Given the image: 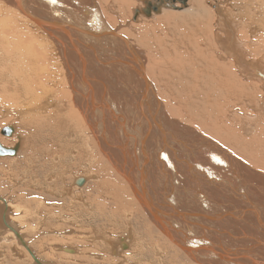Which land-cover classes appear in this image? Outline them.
<instances>
[{
  "label": "bare ground",
  "instance_id": "6f19581e",
  "mask_svg": "<svg viewBox=\"0 0 264 264\" xmlns=\"http://www.w3.org/2000/svg\"><path fill=\"white\" fill-rule=\"evenodd\" d=\"M222 4L212 10L204 0H0V119L18 123L8 125L15 130L11 139L19 129L29 137L24 158L19 160V148L16 156L0 159L19 158L11 171L13 192L33 183L43 185L34 192L64 200L52 204L44 192L29 198L28 208L38 202V218H28V231L20 232L28 208L15 201L25 195L15 192L11 202L0 196V245L12 249V257L37 264L31 252L40 264H54L42 257L66 250L78 256L79 249L64 247L74 244V238L65 239L74 234L52 228L68 202L89 228L121 220L139 226L147 219L139 227L147 247L157 257L163 248L175 251L170 264L179 257L183 264H264V95L257 97L264 91V64L241 40L246 33L264 40V0ZM88 30L97 36L115 32L138 59L126 58L131 50L113 37L111 44L103 38L95 44ZM53 177L61 180L60 191L52 188ZM153 218L163 226L177 221V229L167 232L191 251L172 243ZM28 232L46 239L37 248L41 259L28 244ZM133 235L128 229L101 242L120 259L123 247L130 250L137 242ZM59 238L63 247L56 245ZM43 242L53 245L47 253ZM81 255L71 261H85ZM4 257L0 250L1 263Z\"/></svg>",
  "mask_w": 264,
  "mask_h": 264
},
{
  "label": "rangeland",
  "instance_id": "374dc122",
  "mask_svg": "<svg viewBox=\"0 0 264 264\" xmlns=\"http://www.w3.org/2000/svg\"><path fill=\"white\" fill-rule=\"evenodd\" d=\"M213 1V2H212ZM220 2H222L223 3V0H219ZM208 2V3H207ZM224 2H225V0H224ZM222 3H218V1L217 2H215L214 0H204V8L205 9H212V10H215V9H217L219 6L221 7H224L223 5L224 4H222ZM230 3V2H229ZM188 5H190V3L188 4ZM188 5H186V7L184 8V10L186 9H188L189 8V6ZM176 6L177 7H181V5H178V4H176ZM209 6V7H208ZM212 6V7H211ZM217 6V7H216ZM221 7V8H222ZM166 11H169V12H173V13H179V12H177V11H179V10H174V9H165ZM161 12V11H160ZM161 13H158L157 15H160ZM233 14L234 15H238L236 12H233ZM245 24V23H244ZM190 26H191V28H192V30L194 31V32H196L198 29L196 28V25L195 24H190ZM245 26H246V24H245ZM116 28L118 29V30H122L121 29V27L119 26H116ZM246 29H248V28H246V27H242V31L243 32H245V30ZM264 34V26H261V27H259V35H263ZM134 36V37H133ZM133 39L135 40V37L137 36V35H135V34H133ZM248 38H247V37ZM244 37V38H243ZM250 37H253V36H250V34H248V33H246V34H242V39L241 40H247L244 44H243V47L246 45V46H251L252 48L254 47V49L252 50L253 52H255V53H257V56H254V58H253V56H251L254 60H259V61H261L263 64H264V59L262 60V58L264 57V55H263V53H261V50H264V40H259V38L258 37H256V38H258V39H256V38H254L255 39V41L254 40H252V38L250 39ZM246 38V39H245ZM197 39V38H196ZM199 40V39H198ZM256 40H259V41H256ZM248 41H254V42H252L251 44L248 42ZM194 44H196L194 47L196 48L197 47V44H199L198 43V41H196V43L194 42ZM260 45V46H259ZM199 46V45H198ZM258 47V48H257ZM258 55H262L261 57L259 56L258 57ZM257 58V59H256ZM261 92H258L259 94H257V97L258 98H260L262 95H264L263 93H264V91H262V90H260ZM263 92V93H262ZM259 100V99H258ZM249 102V101H248ZM251 113V112H250ZM5 122V123H4ZM9 121H3V120H1L0 119V131L1 130H3V128H5V126H6V124H7V126L8 125H13L14 124V126L15 125H17L16 127H18V123L17 122H15V121H12V122H9ZM15 122V123H14ZM19 128V127H18ZM17 132H18V130H17ZM16 132V134H17V137L15 138V139H11V137H6V136H3V135H0V143H4V144H6L7 143V141H9V143L12 145V146H16V145H19L20 146V151H21V153L19 152V158H17V160L19 159V160H21V158H24V152L22 153V150L24 151V148L26 147V145H27V141H28V139H29V137L25 140V135H24V133L19 129V132L17 133ZM0 134H1V132H0ZM19 137H23V141L22 140H20V138ZM25 137V138H24ZM13 138V137H12ZM25 141V142H24ZM7 145V144H6ZM222 145V144H221ZM9 157V156H8ZM18 157V156H17ZM17 160L16 161H9V160H2V159H0V191H2V192H4V190H5V194L3 193V194H0V196L1 197H4V198H7V200H9L10 202H11V198H13V196L12 195H14V193L15 192H18V191H20V192H18V194H23V195H25V199L23 200V201H19L18 200V202L17 201H15L16 202V205L17 206H21L22 208H28V206H26V205H29V201L32 199V198H36V199H38L42 194H43V192H44V195H46V196H44V195H42L41 197H43L44 196V198L46 199V200H48L47 202H50V203H52V204H54V203H57V205L58 206H60V205H62L63 204V202H64V200L63 199H61L60 197H58L57 196V199L56 198H49L48 196H47V192L45 191V190H42L41 192H38L37 193V190H36V192H34L35 191V189H36V187H40L39 189H41L42 188V186L43 185H34L33 183H26L25 185L24 184H20L19 185V187L18 188H20V189H18L17 188V190H15V192H13V185H11L12 184V179L14 178V175H13V172L11 173V171H14V170H12V169H14L13 167H14V165H15V163L17 162ZM18 160V161H19ZM23 160V159H22ZM5 161V162H4ZM10 162H11V164H10ZM13 162H14V164H13ZM9 165V166H8ZM12 165V166H11ZM4 170V171H3ZM7 170V171H6ZM3 171V172H2ZM24 171H25V169H22V170H20L19 171V177H20V179L24 176L23 174H24ZM5 172V173H4ZM10 175H9V174ZM55 173H57V172H55ZM6 174V175H5ZM17 174H18V172H17ZM46 174V172L45 173H43L42 174V177L44 176ZM22 175V176H21ZM3 176V177H2ZM10 178H9V177ZM11 176H13V177H11ZM117 176V175H116ZM8 177V178H7ZM54 177H55V175H54ZM54 177H53V182H51V184L52 183H55V181H54ZM118 177V176H117ZM3 178H5L4 180H2ZM8 180V181H7ZM10 180V181H9ZM5 181V182H4ZM8 182V183H7ZM18 183H20V182H18ZM9 184H10V186H9ZM93 184H95V183H88V188H90V189H92V191H93ZM23 185L25 186V187H23ZM58 185V186H57ZM53 187V189L56 187V190H58V191H60L61 189H62V184H61V180H59L58 179V181L55 183V184H53L52 185ZM55 186V187H54ZM90 186V187H89ZM11 187H12V189H11ZM8 190H7V189ZM31 188V189H30ZM26 189V190H25ZM24 190V191H23ZM91 191V190H90ZM26 192L28 193V194H26ZM30 192V193H29ZM12 193V194H11ZM36 193V194H35ZM29 194H32V195H29ZM35 194V195H34ZM41 194V195H40ZM17 195V194H16ZM15 195V196H16ZM35 197H34V196ZM27 196H29V197H27ZM10 198V199H9ZM29 198H30V200H29ZM29 200V201H28ZM55 201V202H54ZM35 202V203H34ZM46 202V203H47ZM40 203V202H39ZM68 204V206H67V204ZM65 204H64V206H65V212L63 211L62 213L64 214L63 215V219H61L60 220V222H59V220L58 221H53V223H52V228H55V229H53V230H55L57 233H63V231L64 230H66V231H69L68 232V235H70L71 233H73L74 235L72 236V238H69V237H67V238H65V239H73L74 238V240H75V242H74V244H69V242H65V245L66 246H64V247H69V248H73L74 247V249H79V251H80V253H79V255L78 256H80L81 254H84L85 253V257H84V259H85V261H83V262H80V263H76L75 261H71V258H72V260H74L75 258L77 259L78 258V256H74L73 254H70V253H64L63 251H61V252H56V253H54V254H52V253H49L48 252V249L47 248H52L53 247V245L52 244H50V243H47V242H43V243H45V244H42V248L43 247H45L44 249V252H48V254H51L48 258H44V257H42V255L40 254V253H38V251H37V248L38 247H41L40 246V242L42 241V240H46V239H44L45 237H41V234H36V232L35 233H30V232H28V234H29V236H30V238H29V240H27L28 241V244H30V247L31 248H33V250L35 251V253L36 254H38L37 256L41 259V257H42V260H44V261H49V262H52V263H54V264H107L108 262L110 263V264H113L114 263V261L116 260V263H117V261H118V263L117 264H159L160 262H162L163 264H170V261L172 260V259H176L175 258V251H171V250H167L166 248H163L162 249V252L163 253H161V257H157V255L156 254H154V253H156V251H154L153 250V248L151 247H147V245H146V243H145V241H144V239H147L144 235H145V233H143L142 234V229L140 230V228L139 227H141L142 228V225L143 224H149L148 223V221H146V220H142L143 222H141V224H139V226L137 225H131L130 226V222L129 223H126L125 222V220H121V221H119L116 225H112V224H107L105 227H101V226H98V225H94V226H90V228L88 227V226H84V225H88V222L84 219V217L82 218V219H77L76 217H78L77 215H76V217H74V214L71 212L72 210H70V204L68 203V202H66ZM33 204H38V202H36V201H31L30 202V208H28L27 209V216L28 217H25L24 218V221H25V223H23V224H20L22 227H21V229H20V232H24L25 230H27V227H26V225H27V223L28 224H30L29 223V219L28 218H31V217H34L35 219H37L38 218V213L36 212V210H35V207H34V205ZM3 208V207H2ZM44 208H45V205H44ZM47 210H50L49 208L47 209V208H45V211H47ZM56 210V209H55ZM1 211H3V209H1ZM68 211V212H67ZM69 215H68V214ZM20 214V213H19ZM71 215V216H70ZM66 220V221H65ZM68 220V221H67ZM84 220V221H83ZM63 221V222H62ZM82 221L84 222L83 223V225L81 226V225H79L78 223H82ZM127 221H129V220H127ZM97 222H99L98 221V219L96 220H94V223L95 224H97ZM59 223H61V224H63V225H61V226H59L58 224ZM25 225V226H24ZM31 225V224H30ZM68 225V226H67ZM75 225V226H74ZM70 226V227H69ZM80 226V227H79ZM96 226V227H95ZM111 226V227H110ZM113 226H115V227H113ZM127 228H126V227ZM69 227V228H68ZM138 227V228H137ZM144 227V226H143ZM68 228V229H67ZM76 228V229H75ZM82 228H85L86 229V232H85V229H82ZM100 228V229H99ZM111 228V229H110ZM126 228V230H124ZM139 229V230H137V229ZM58 229V230H57ZM72 229V230H71ZM80 229H82V231H79ZM88 229H90L89 231H87ZM102 229H103V232H102ZM113 229V230H112ZM131 230L132 232H133V234L135 235V242L136 243H134V244H132L131 246H130V250H129V248L128 249H125L126 250V253L122 256V258H118V256H116V255H113V254H110L108 251H109V249H108V247L107 246H105L101 241H103V240H111L112 238H117L118 236H120V235H122L125 231H127V230ZM155 229V228H154ZM75 232H74V231ZM101 230V231H100ZM115 230V231H114ZM121 230V231H120ZM156 230V229H155ZM158 230V229H157ZM28 231V230H27ZM92 231H93V233H92ZM107 231V232H106ZM109 231V232H108ZM118 231V232H117ZM90 233V234H89ZM117 233H118V235H117ZM24 234V233H23ZM83 234V235H82ZM95 234V235H94ZM113 234V235H112ZM85 235V236H84ZM96 236V237H94V236ZM116 235V236H115ZM134 235H133V237H134ZM139 235V236H138ZM142 235V236H141ZM81 236H84V241L82 242L81 240H82V237ZM100 236H102V237H100ZM155 235H153V237H152V235L150 234V237H152V238H154V239H156V241H158L157 240V237L155 236ZM97 238L98 239V243L97 244H92L91 243V239L92 238ZM109 237V238H108ZM41 238H43V239H41ZM93 238V239H94ZM103 238V239H102ZM141 238V239H140ZM92 239V240H93ZM40 240V241H39ZM76 240H78V241H76ZM140 242H139V241ZM62 241H63V239H61V238H59V239H57V242H56V245H62ZM142 241V242H141ZM147 242V241H146ZM159 242V241H158ZM85 243V244H84ZM87 243V244H86ZM31 244H32V246H31ZM136 244V245H135ZM144 244V245H143ZM59 246V247H63V246ZM81 245V246H80ZM121 245H123V244H121ZM204 245H206V244H204ZM1 246V248H0V250H2L4 253H5V257H4V261L1 263L0 262V264H30L29 262H27V261H20L19 259H18V261H17V259L15 258V257H12L13 255L11 254V252H10V250H12V249H9L8 247H6L7 245H0ZM84 246V247H83ZM95 246V247H94ZM135 246H136V248H135ZM143 246V247H142ZM163 246V245H162ZM3 247V248H2ZM35 247V248H34ZM134 247V248H133ZM142 247V248H141ZM49 248V249H50ZM83 248L85 249L86 248V252H84L83 251ZM90 248V249H89ZM92 248H94V250H92ZM131 248H133L132 250H131ZM151 250H150V249ZM140 249V250H139ZM142 249H143V251H142ZM150 250V251H149ZM9 251V252H8ZM94 251V252H93ZM138 251H140V252H138ZM88 252V253H87ZM136 252H138V253H136ZM144 252V253H143ZM132 253V254H131ZM141 253V254H140ZM146 253V254H145ZM148 253H149V255H148ZM166 253V254H165ZM101 256L100 257V259L96 256ZM105 254V255H104ZM108 254V255H107ZM136 254H137V256H139L138 257V260H137V258H135L134 259V257H137L136 256ZM139 254V255H138ZM142 254H144V255H142ZM27 255V254H26ZM93 255V256H92ZM110 255V256H109ZM153 255V256H152ZM154 255H156V256H154ZM6 256L8 257V258H6ZM54 256V257H53ZM61 258H60V257ZM82 256V255H81ZM95 256V257H94ZM143 256V258H141ZM145 256V257H144ZM151 256V258L150 259H148L149 257ZM168 256V257H167ZM173 256V257H172ZM57 257H59V258H57ZM64 258V260H63V258ZM111 257V258H110ZM155 257H157L158 258V260H157V258H155ZM164 257V258H163ZM44 258V259H43ZM66 258H69L68 260L66 259ZM74 258V259H73ZM98 258V259H97ZM106 258H108V259H106ZM146 258V259H145ZM162 258V259H161ZM23 259H26V257L25 258H23ZM124 259V260H123ZM131 259V260H130ZM10 260V261H9ZM15 260V261H14ZM110 260V261H109ZM129 262H128V261ZM151 260V261H150ZM160 260V261H159ZM92 261V262H91ZM101 261H103V262H101ZM107 262V263H105V262ZM123 261V262H122ZM155 261V262H154ZM158 261H159V263H158ZM165 261V262H164ZM177 261H178V264H183L184 263V260H183V258L182 257H179L178 259H177ZM91 262V263H90ZM98 262V263H97ZM143 262V263H142ZM180 262V263H179ZM108 263V264H109Z\"/></svg>",
  "mask_w": 264,
  "mask_h": 264
},
{
  "label": "water",
  "instance_id": "95a60500",
  "mask_svg": "<svg viewBox=\"0 0 264 264\" xmlns=\"http://www.w3.org/2000/svg\"><path fill=\"white\" fill-rule=\"evenodd\" d=\"M187 0H180V2L181 3H185ZM149 14H150V12H148ZM105 28H107V27H105ZM108 29V28H107ZM84 32H86V31H84ZM90 37H91V40H92V42H94L95 44H97V45H99V44H101L100 42H99V38H103L104 39V41H108L109 43L108 44H111V38L113 37V38H115L116 40H118V41H120V42H123V43H125L128 47H129V51L131 50V55H126V58H137V53L133 50V48H132V46H131V44L125 39V38H123V37H121V36H119V35H117L115 32H112V31H109V32H106V31H104L103 33L102 32H100V33H97V34H99L100 36H97L96 34H94V33H91L89 30H88V32H86ZM114 51L115 52H117L116 51V48H114ZM138 59V58H137ZM139 69V68H138ZM140 69H141V77H142V79L143 80H145L146 81V75H145V72H144V64L142 63V62H140ZM146 88H149V86H147ZM154 94H155V92H154ZM15 132V130H14V128L13 127H11V126H8V127H5L3 130H2V132H1V135H3V136H7V137H10V136H12V134ZM19 148H20V146L19 145H16L14 148H12V149H8V148H5V147H3L2 146V144H0V156H2V157H4V156H10V157H14V156H16L17 155V153H18V151H19ZM208 149V148H207ZM206 149V150H207ZM77 184L78 185H83L84 184V180L83 179H81V180H79L78 182H77ZM142 190H143V193H145V190H144V188L142 187ZM135 192H137V197L138 198H140V200H143L144 199V195H141V193L142 192H140L139 190H137V189H135ZM157 196V195H156ZM158 197V196H157ZM165 197V196H164ZM163 197V198H164ZM162 198V199H163ZM162 199H160V200H162ZM169 205H170V207L168 208V209H171V203H168ZM174 213H176L175 211H174ZM179 213H180V211H179ZM176 219L175 220H180V219H178L177 217H175ZM173 220V219H172ZM175 220H173L172 221V224H174L175 226H163L162 224V226L161 225H159L158 223H157V221L159 222V220L158 219H155V218H153V221H154V223H156V225L158 226V227H160V229L163 231V233L166 235V237H168L171 241H172V243H174L175 245H178L180 248H182V251H184V252H187V253H189L191 250H189L188 249V247L186 248L184 245H182L181 243H179V242H177L176 241V239L175 238H173V236H170L169 235V232H167V229L170 231V229L171 228H174V229H177V221H175ZM177 232H178V234H180V230H177ZM123 249H127V246H124L123 247ZM68 253H73V251H71V250H66ZM29 252H30V250H29ZM30 254L32 255V257H33V259L35 260V262L37 263V264H40L39 262H38V260L35 258V256L30 252Z\"/></svg>",
  "mask_w": 264,
  "mask_h": 264
},
{
  "label": "snow or ice",
  "instance_id": "6c2138e0",
  "mask_svg": "<svg viewBox=\"0 0 264 264\" xmlns=\"http://www.w3.org/2000/svg\"><path fill=\"white\" fill-rule=\"evenodd\" d=\"M51 2H52V3H55V2H56V0H51Z\"/></svg>",
  "mask_w": 264,
  "mask_h": 264
}]
</instances>
